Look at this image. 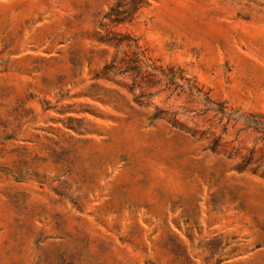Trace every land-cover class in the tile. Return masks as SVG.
<instances>
[{"label":"rangeland","instance_id":"rangeland-1","mask_svg":"<svg viewBox=\"0 0 264 264\" xmlns=\"http://www.w3.org/2000/svg\"><path fill=\"white\" fill-rule=\"evenodd\" d=\"M118 1L0 0V264H264V0Z\"/></svg>","mask_w":264,"mask_h":264},{"label":"trees","instance_id":"trees-1","mask_svg":"<svg viewBox=\"0 0 264 264\" xmlns=\"http://www.w3.org/2000/svg\"><path fill=\"white\" fill-rule=\"evenodd\" d=\"M146 4V0H119L117 4L110 9L108 15L106 16L109 23L115 25H120L123 23L130 22L135 13ZM116 39V38H113ZM125 38L116 39V45L122 43ZM109 41V40H108ZM128 46L138 49L136 41L133 39H128Z\"/></svg>","mask_w":264,"mask_h":264}]
</instances>
